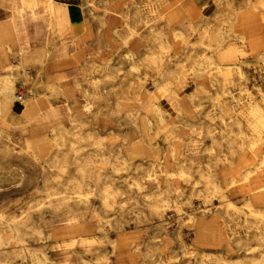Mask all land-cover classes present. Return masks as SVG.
Instances as JSON below:
<instances>
[{
  "label": "rangeland",
  "instance_id": "374dc122",
  "mask_svg": "<svg viewBox=\"0 0 264 264\" xmlns=\"http://www.w3.org/2000/svg\"><path fill=\"white\" fill-rule=\"evenodd\" d=\"M55 1L80 10L81 26L66 41L65 64L49 61L48 75L69 94L51 97V114H24L34 96V71L19 69L11 51L0 55V75L11 74L15 94L8 110L0 112V214L21 218L35 206L23 242L15 239L10 224L0 223V264H36L37 258L44 264H255L254 258L264 256V220L247 204L250 187L264 190V127L255 132L242 111L251 98L264 106V32L258 49L227 39L223 52L230 82L223 84L210 78L215 67L203 63L207 46L201 33L223 23L225 3L93 0L88 7L86 0ZM185 3L189 11H183ZM166 4L170 10L182 8L180 20L188 26L182 37L174 36L180 23H167ZM8 18L0 8V23ZM161 24L168 45L163 51L149 33L151 25ZM196 24L200 29H193ZM37 26L43 23H30L29 29ZM152 52L161 54L170 73L165 81L155 83L152 76L162 74L144 61ZM94 77L101 79L97 88ZM154 97L165 121L145 109ZM238 117L248 135L245 142L259 138L258 151L246 147L244 152L242 138L230 133L238 132L232 126ZM93 138H103L102 152L108 156L107 163L95 166L103 173L99 185L107 205L91 179L83 203L71 189L77 184L73 178H81L80 165L95 151ZM37 141L48 144L49 151L39 150ZM179 170L186 175L165 172ZM248 170L254 173L244 182ZM256 200L263 211L264 200Z\"/></svg>",
  "mask_w": 264,
  "mask_h": 264
},
{
  "label": "crops",
  "instance_id": "0c3cea01",
  "mask_svg": "<svg viewBox=\"0 0 264 264\" xmlns=\"http://www.w3.org/2000/svg\"><path fill=\"white\" fill-rule=\"evenodd\" d=\"M175 1H179V0H175ZM231 1H233V5L235 7L241 6V5H237L234 0H231ZM86 4L88 5V7L92 6L90 0H86ZM253 5L255 6L257 5L255 0L253 1ZM64 6H68L72 8V11L78 12V15H77L78 18L76 21H73V22H78L80 24V17H81L80 10L76 9V7H73V4L71 3L57 2L55 0H50V1L49 0H0V8L3 11H5L9 17L8 20L0 23V55L5 56L6 55L5 53L7 52V50L11 51L18 57L17 67L19 69L21 68V70H23L25 74H28L30 70L34 71V75H33V82L35 86V88H33L34 96L31 98L29 97L26 103V109L24 111L25 112L24 114L27 116H34V115H37L38 113L51 114L52 108H53V103H52L53 99L58 98L61 95L69 96L64 85L61 82L56 81L57 77L56 76L51 77L47 73V68H48L50 60H54L55 66L57 67H60L65 64L66 41L72 36H74L75 33L78 31V29H76L74 26L68 27L69 28L68 30V28L65 29L62 26L57 25L61 22V18L59 14L57 13V8L64 7ZM165 6H167V4ZM182 7H183V11H189L191 9L190 4H187V3H185L184 6ZM263 10H264V7H259L258 12L254 14H246L247 12H244L243 14L242 13L236 14V12H234V14L230 16L229 9H228V14L226 18L222 17V21L224 20L223 23L218 24L217 26L213 28L212 35L210 39L207 40V44L208 46H211L212 50L211 51L205 50V52H203L204 53L203 55L211 56L217 64L222 63L224 61L223 58H220L219 51H215L217 46L219 45L218 36H216V34L218 33L220 27H223L224 30H225V27L227 29V26L224 27L225 22L234 21L235 19H236V24H237L235 25V28H237L240 33L245 34L247 43L250 44L251 46H254L255 49L262 47L263 43L260 40V36L264 32V19H263L264 17L262 15ZM181 12H182V8L179 10L169 9L167 11L168 13L167 22L169 25L174 22L180 23L178 28L182 29L184 32V30L187 29L188 26L180 20ZM217 12H215L214 16L215 18L218 17L217 19H219L220 17L217 15ZM254 18H255V22L257 23L255 26L251 27V24ZM34 22H42L43 26H37L35 30H30L29 24L34 23ZM192 27L196 28L195 30L200 29L199 25L197 24L192 25ZM204 28L205 27L202 28V32ZM56 31L59 32V34ZM60 46L63 48H61ZM263 51H264V48H263ZM39 53H41L42 55ZM23 57H25L24 61H23ZM27 60L30 61L31 65L29 61ZM145 60L146 59L144 57V61ZM59 78L60 77H58V79ZM226 80L227 82H230L229 73L226 75ZM100 81L101 79L99 77H94L92 81L93 86L97 88L98 85L100 84ZM161 81H165V78L157 77V79L155 80V83H158ZM164 87H168V86L165 85ZM51 97L53 99H51ZM9 103H10L9 98L2 97L0 112L4 113L5 111H7L9 107ZM32 103L34 106L33 111H31L28 106ZM145 109L148 112L157 115L161 121L166 120L163 109L157 103V97L151 98L149 101H147L145 105ZM158 110L162 112L164 120H162V118L160 117ZM244 115H246L247 119L251 117L247 114H244ZM236 120H239L242 126V129H243V120L239 117L236 118ZM234 125H236V123L233 121L232 126ZM232 130L233 129H231L230 132ZM103 144H104L103 138L101 139L93 138V141L90 145H93L95 147V151H92L87 157V159L94 158L96 160L97 157H95L94 154L97 151L98 146L102 147ZM36 147H38L39 150H42L43 153H47V151H49V148H50L49 145L45 144L43 141H37ZM173 148L176 151V148L174 145L172 146V149ZM73 149L75 152H78L80 150V147L73 145ZM242 149H244V152L246 151L245 150L246 147ZM258 149L259 147H257V149H254V150L258 151ZM102 156H106L108 158V156L104 154L103 152H102ZM97 164H103V163L96 162L94 167ZM82 166L85 167V164L80 165V168ZM253 173H254L253 170H248L247 174L244 173L243 176L244 175L245 177L250 176L251 178ZM74 176L77 178L79 177L77 175H74ZM237 181L238 180L235 179V182ZM245 181L246 180H244V182ZM85 182L87 181L85 180ZM249 190L252 191V195H251L252 199L249 200L247 206L251 205L254 209L258 210L256 206L261 205V204L258 203V200H256L257 198L255 196L256 190H251V189ZM262 204L264 205V203ZM77 230L79 231V227H77Z\"/></svg>",
  "mask_w": 264,
  "mask_h": 264
},
{
  "label": "bare ground",
  "instance_id": "6f19581e",
  "mask_svg": "<svg viewBox=\"0 0 264 264\" xmlns=\"http://www.w3.org/2000/svg\"><path fill=\"white\" fill-rule=\"evenodd\" d=\"M50 1V0H49ZM219 4L221 3H225V5L228 7L229 9V14L230 16H232L234 14V12L237 13H244V12H247L246 14H254V13H257L258 12V8L259 7H264V0H255L256 2V6L253 5V1L254 0H243L242 3L240 4L241 6H234L233 5V1L231 0H216ZM91 4H93V0H90ZM48 3V2H47ZM231 4V6H230ZM55 6V5H54ZM131 6V5H130ZM165 9H170V5L167 4V6L164 7ZM49 9V7H48ZM56 11V10H55ZM57 13L59 14L60 18H61V22L57 25L59 26H62L63 28L67 29L68 27H75L76 29H79L80 28V24L78 22H73V21H76L77 18H78V12L76 11H72V8L68 7V6H64V7H59L57 8ZM129 13V12H128ZM218 13V12H217ZM228 14V12H227ZM226 14V16H227ZM219 16V14H217ZM226 16H224L226 18ZM158 19V18H157ZM264 19V18H263ZM147 21V19H146ZM127 23V22H126ZM129 23V22H128ZM162 23V22H161ZM166 23V22H165ZM168 23V22H167ZM257 22H255V18L253 19L252 21V24H251V27L255 26ZM148 24V23H147ZM160 24V23H159ZM163 24V23H162ZM161 24V25H162ZM235 25L236 24V19L234 21H230V22H225V26H227V29L225 27V30L223 29V27H220L218 33L216 34V36H218V46L216 48L215 51H219V54H220V58H223V62L222 63H219L217 64L214 59L211 57V56H206V55H203L202 57L204 58V61L203 63H207V65L209 67H215L216 70H214L215 72L212 73V71L210 72L211 76L210 78H212V81H221L223 84L227 82L226 80V75L229 73V71L226 70L227 67H229L230 65L229 64H226L224 63L227 56V54L225 53L227 50L224 49L225 47V44H226V41L228 38L230 37H234L236 39H238L241 43L243 44H248L247 43V40H246V37H245V34H242L239 32V30L237 28H235ZM58 26V27H59ZM74 28V29H75ZM130 29V32L132 35L136 34L137 32L134 31V28L133 27H128ZM213 28L214 27H210V26H207L203 29V32L201 33V37H202V41H201V44L202 45H205L207 46V49L206 50H212L211 46H208L207 44V40L210 39L211 35H212V32H213ZM54 29V28H53ZM57 29V27H56ZM193 29H196V28H193ZM55 30V29H54ZM69 30V28H68ZM61 31V30H60ZM57 32V31H56ZM62 32V31H61ZM59 34V32H57ZM149 33L151 36H153L155 38V40L158 41V44L159 46L161 47L162 51L165 50L168 45H167V42H165V40L163 39L164 36L166 35V31H165V28L163 27V25L161 27H157V26H153L151 25L150 28H149ZM184 35V32L182 29L180 28H177L174 30V36L175 37H182ZM134 37V36H133ZM131 40V39H130ZM239 43V42H238ZM242 46V45H241ZM61 47V46H60ZM66 47V46H65ZM63 48V47H61ZM242 48V47H241ZM171 49V48H170ZM64 50V49H63ZM59 51V50H58ZM57 51V52H58ZM225 51V52H223ZM66 52V51H65ZM264 51H262L260 54H264L263 53ZM63 53V52H62ZM41 54V53H39ZM34 55V53H33ZM32 55V56H33ZM37 55V54H36ZM42 55V54H41ZM230 55V54H229ZM232 55V54H231ZM22 56V55H21ZM20 56V57H21ZM39 56V55H38ZM164 56V55H163ZM245 56V55H244ZM262 56V55H261ZM28 57V56H27ZM165 57V56H164ZM233 57V56H232ZM24 58L23 57V61H24ZM65 58V57H64ZM148 59L153 65L154 67L158 70V73L162 74V78L166 76V74H170V73H167V69L164 68L163 66V58L161 56L160 53H155V52H152V53H148L146 56H145V59ZM29 59V58H28ZM33 59V58H31ZM26 61V60H25ZM29 61V60H27ZM33 61V60H32ZM39 61V60H38ZM37 61V62H38ZM21 62V61H20ZM40 62V61H39ZM244 62V61H243ZM30 63V61H29ZM202 63V62H201ZM27 64V62H26ZM25 64V65H26ZM34 64V62H33ZM48 64V63H47ZM240 64V63H239ZM244 64V63H242ZM31 65V63H30ZM205 65V64H204ZM136 66V65H135ZM183 66V64H182ZM195 67V66H194ZM203 67V66H202ZM211 67V68H212ZM135 69H137V67H134ZM241 68V66H240ZM21 69V68H20ZM231 69V68H230ZM211 70V69H210ZM201 71V70H200ZM202 72V71H201ZM174 73V72H173ZM199 73V72H198ZM243 73V72H242ZM195 74V73H194ZM207 74V73H206ZM146 76H150L148 72L145 73ZM155 80L157 79V77L155 76H152ZM171 77V76H170ZM96 79V78H95ZM228 83V82H227ZM232 83V82H231ZM168 86V85H167ZM38 90V89H37ZM52 90V88H51ZM248 91V90H247ZM250 91V90H249ZM51 92V91H50ZM225 92V91H224ZM52 93V92H51ZM246 94V93H245ZM252 94V93H251ZM242 95V94H241ZM15 96L14 94V87H13V79L11 77V74H8V75H0V106H1V98L2 97H5V98H13ZM228 96V95H227ZM244 96V95H243ZM247 96V95H246ZM240 97V96H239ZM35 98V97H34ZM221 99V98H219ZM156 101V100H155ZM238 101V100H237ZM30 110L33 111L34 110V106H33V103L28 105ZM36 106V105H35ZM154 108V107H153ZM246 110V111H245ZM244 111H242L244 114H247L249 116H251L250 118H248V121L251 123V125L254 127V130L255 132H258L259 133V130L260 128L264 127V106L262 104H260L259 102L255 101L254 99H250L248 102H247V105H246V109ZM159 114H160V117L162 118V120H164V117H163V114L160 110H158ZM166 119V118H165ZM234 122L236 123L235 126L238 127V132H236L235 130H232L230 133L231 134H234L240 138H242V148L244 147H248L249 149L255 151L254 149H257V147H259V138H256V136H253V138L250 140V142H244L246 137H248V135L244 132V130L242 129V126L239 122V120H234ZM264 130V129H263ZM251 137V136H250ZM99 144V143H98ZM247 144V145H246ZM100 145V144H99ZM176 154V151L174 150L173 148V153L172 155ZM95 157H97V159L95 160L94 158H90V159H86V162L84 163L85 164V167H81L80 168V173H81V178L80 179H76V178H73L74 180H72L73 182H76L77 184L72 186L73 190H75V199L77 201V203H83L85 200H87L89 197H87V195H85L83 189L84 187L87 186V182H85V180L87 179H91L92 181H94L96 184H97V189L99 191V196L101 197L102 199V202L104 203V205L108 204L109 201H108V197L105 195V190H103V188L99 185L102 177H103V173L101 172V168H97V167H94L95 163L98 162V163H107V160L108 158L106 156H102V147L101 146H98V149L97 151L95 152L94 154ZM245 156V155H244ZM123 158V157H122ZM99 159V160H98ZM100 161V162H99ZM124 162V161H123ZM262 162L264 163V158L262 160ZM12 163V161H11ZM129 163V162H128ZM2 166H4L3 164H1ZM160 167L162 165V163L160 162L159 163ZM13 166V165H12ZM129 166V165H128ZM136 166V165H134ZM1 167V166H0ZM131 167V166H130ZM11 169V168H10ZM162 169V172L164 171V169L161 167ZM117 172V171H116ZM166 174H170L168 176H175L176 174L180 176H185L186 175V172L183 171V170H179L177 173L175 172H170L168 173L167 171H165ZM248 172V171H247ZM246 172V174H247ZM252 174V173H251ZM249 174V175H251ZM162 175V174H161ZM6 176V175H5ZM156 177V176H155ZM160 178V177H159ZM244 178V179H243ZM154 179V178H153ZM175 179V178H174ZM250 179V176H247L245 177V175L243 176L242 175V180H249ZM146 180V179H145ZM93 182V183H94ZM102 182V181H101ZM158 182V181H157ZM211 184H213L212 181H210ZM215 183V182H214ZM137 184V183H136ZM145 184V183H144ZM132 185V184H131ZM134 185V184H133ZM69 186V184H68ZM103 186V185H102ZM159 186V185H158ZM161 186V185H160ZM67 187V186H66ZM91 187V186H89ZM147 187V186H146ZM213 187L214 189L217 191V190H221V188L217 185V184H213ZM261 187V186H260ZM259 186H256V187H251L250 189L251 190H256L255 191V196L258 198V199H263L264 200V190L263 189H259L260 188ZM161 188V187H160ZM70 189V188H69ZM107 189V188H106ZM94 190V189H93ZM157 190V189H156ZM168 190V189H167ZM166 190V191H167ZM72 192V190H70ZM170 191V190H169ZM168 191V193H169ZM177 192V190H175ZM165 192V191H164ZM98 194V193H97ZM93 195V194H92ZM166 195V194H165ZM63 196V195H62ZM169 197V195H168ZM166 198V197H165ZM256 198V199H257ZM68 199V196H63V200L65 203H67L69 200ZM252 199V198H251ZM162 201V200H161ZM63 202V201H62ZM167 202V201H166ZM155 207H159L160 204H153ZM229 206H235L233 203L229 202L228 203ZM173 206V205H172ZM181 206V205H180ZM228 206V207H229ZM35 206H32L30 205L29 208L26 211V216L25 217H8L6 216L5 214H0V223H8L10 224L9 225V228L14 232L15 234V239L19 242H23V236H22V231L23 229L25 228V226L27 225H30V220H31V216H32V212L34 211L33 208ZM249 209H250V212L254 215V216H257V217H260L261 219L264 220V211L262 210H257V209H254L251 205H248L247 206ZM109 208V207H108ZM120 208V207H119ZM239 208V207H238ZM39 210V209H37ZM163 210V209H162ZM241 210V209H240ZM242 212V211H241ZM23 215V214H22ZM106 220V219H105ZM73 221V220H72ZM107 221V220H106ZM215 222V221H214ZM42 228V227H41ZM72 231V230H71ZM42 233V232H41ZM123 234V233H122ZM124 236V235H123ZM0 239L4 240V238L2 237V232L0 230ZM218 239V238H217ZM74 240V239H73ZM77 241H74L72 242L71 244L74 245L76 244ZM2 244V243H0ZM88 244V243H87ZM91 244V243H90ZM83 245V244H82ZM67 247V246H66ZM75 247V246H74ZM98 255V254H97ZM97 257V256H96ZM110 258V257H109ZM201 258V257H200ZM240 258V257H239ZM205 260V259H204ZM204 262V261H203ZM252 262H254L255 264H264V256H260V258H254L252 260ZM226 264H234V263H231V262H228V261H225ZM36 264H44V260L43 259H40V258H37V262ZM112 264V263H111ZM205 264V263H204ZM237 264H244V263H237Z\"/></svg>",
  "mask_w": 264,
  "mask_h": 264
}]
</instances>
